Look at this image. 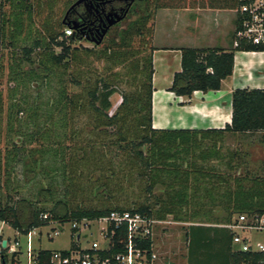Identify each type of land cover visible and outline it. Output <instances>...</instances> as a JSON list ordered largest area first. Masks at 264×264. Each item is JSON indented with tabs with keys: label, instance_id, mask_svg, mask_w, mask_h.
<instances>
[{
	"label": "trees",
	"instance_id": "obj_1",
	"mask_svg": "<svg viewBox=\"0 0 264 264\" xmlns=\"http://www.w3.org/2000/svg\"><path fill=\"white\" fill-rule=\"evenodd\" d=\"M42 2L49 9L51 0H0V8L8 5L10 9L8 16L0 11V40L12 47L6 61L8 80L14 84L10 92L22 93L23 89L31 88L32 82L39 86L42 81L45 85L52 79L57 81L55 94L46 99L44 111L39 90L34 103L28 102V96L19 95L6 109L9 133L18 132L12 129V124L23 112L28 116L29 127L22 131L19 143L10 141L3 153L0 149V190L7 182L2 181V176L13 172L19 162L25 178L38 177L48 183L36 189V200L28 195L11 200L9 194L2 196L0 192V220L20 234L50 221L91 219L112 209H133L159 219L171 216L176 221H187V207L198 198L199 187L192 180L201 177L220 182L217 188L221 190L209 187L205 192L208 197L215 196L225 211L222 224L230 222L233 214L264 213V177L247 180L203 165L217 156L226 169L235 168L231 160L237 158L236 151L232 156L228 150L220 155L211 151L224 132L259 131L264 145V88H235L231 94L230 124L221 129L152 126L155 11L188 7L234 10L240 0H135L130 12L140 10L137 17L119 29L109 30L99 44L94 43V48L72 45L82 38L79 31L82 20L73 17L64 22L50 20L47 12L43 36L35 38L29 46L19 45L23 22L32 21ZM63 28H70L71 33L66 35ZM55 47H59L58 52ZM249 50L264 51V47L243 42L229 49L182 47L180 70L173 74L168 90L177 96H190L195 90H216L232 72L234 52ZM33 51L39 56L38 67L43 75L32 68H22L23 63L34 64ZM3 59L0 53V136L4 112ZM119 68L125 69L124 74L118 72ZM123 80L130 89L121 92V101L110 111V96ZM204 140L210 141V147L202 146ZM94 173L97 175L93 177ZM57 175L64 182L61 197L54 181ZM135 180L147 195L157 185L163 191L152 201L146 196L135 204L121 205L116 193L126 188L124 182L129 185ZM95 188H101L102 192L96 195L93 204L90 195ZM47 201L51 207L41 205ZM45 213L47 217L43 218ZM185 235L187 264H239L246 256L231 250L232 234L226 227L190 224ZM50 252L39 247L36 263L46 264ZM16 255L8 257L7 249L2 247L0 264H17Z\"/></svg>",
	"mask_w": 264,
	"mask_h": 264
},
{
	"label": "rangeland",
	"instance_id": "obj_2",
	"mask_svg": "<svg viewBox=\"0 0 264 264\" xmlns=\"http://www.w3.org/2000/svg\"><path fill=\"white\" fill-rule=\"evenodd\" d=\"M76 0H51L49 9L43 4H40L35 9V12L33 13L32 21L28 22V20L25 21V24L23 22V28H22V34L19 37L18 44L19 45H31L32 41L37 38L41 37L44 34V21H46V13L48 12L50 16H48V19H57L59 21H65L66 16L65 13L70 7L72 3H74ZM0 11H4L5 15H9L10 9L7 6H3V8H0ZM140 13V10L134 9L132 12H129L126 16V18L120 22L114 29H119L120 27H123L127 25L128 22L133 20L137 17V15ZM10 17V16H9ZM45 19V20H44ZM66 28H63V31ZM29 31H32V33H29ZM66 34V32L64 31ZM73 46L77 47H88V48H94V42L86 39L85 37H82L78 41H75L72 43ZM101 45V44H100ZM12 47L9 46L5 41L1 42L0 40V53L4 56V63H5V70L4 75L2 77V84H1V91L4 99V112H3V121L1 124V136H0V149L3 153L5 149V145L9 144L10 141L17 142L23 138L22 131H25L27 129L28 119L27 114L23 112L19 117H17L12 124V129L17 130L18 132H12L9 133L8 128L6 127V109L8 105L15 102L14 99H19V95L28 96L27 100L29 103H34L35 97L38 95V90L40 91V106L42 107V111H44L45 108V101L46 99L53 94H55L56 87H57V81L56 78L52 79L47 83L41 82V84L38 86L36 82L31 83V88L26 90H22V93L19 91L10 92V88L12 89L14 84L10 83L8 80L7 75V69H6V61L8 52L12 51ZM96 49V48H95ZM55 52L59 51V47L54 48ZM18 53V56L21 57L22 53L20 52V49L16 50ZM36 52H38L36 50ZM237 52V51H235ZM37 54L35 51H33L31 57L34 58L35 62L33 65H29L28 63H23L22 68L27 70L29 68H32L39 72V74H44L42 69L39 66V63L37 61V58L39 56H36ZM264 56V55H263ZM257 58V57H256ZM95 67L97 65H94ZM254 72L259 76H263L264 74V63L258 64L255 62L254 66ZM117 71V70H116ZM118 72L120 74H124L125 69L119 68ZM9 89V90H8ZM130 89V86L124 82V80L117 84V87L115 91L110 96V102L112 104V111L118 103L121 101V92ZM33 101V102H32ZM83 118V117H82ZM43 123V118H41V124ZM259 133H242L237 136L238 143L230 141V138H224L222 141V147H221V153H226V151L232 147H237L236 153L237 158L233 159V165L235 168L233 170H228L226 167H224V163L220 164L218 161H215L214 158H211L208 161L203 162V165L206 167H214L216 169V172H226V174L230 173L232 175H237L239 177H246L247 180L252 179L253 177H264V146L259 142ZM203 147H210V141L204 140L202 141ZM28 147V146H27ZM215 147V146H214ZM216 148V147H215ZM215 148H211V151H215ZM198 163V162H197ZM200 163V162H199ZM13 172L10 171V174L7 176H2V181L6 180V184L4 185V188L0 190L2 196H5L7 194L10 195L11 200H16L19 197L22 196H30L32 197V200H36V197L34 195L36 189L39 186H42L48 183L47 179L42 180L38 177H34V179L25 178L23 175V167L21 163H16L13 167ZM215 171V170H214ZM213 171V172H214ZM212 172V173H213ZM214 172V173H216ZM97 174H92V176H96ZM216 175V174H214ZM226 177V175L224 174ZM41 180V181H40ZM39 181V182H38ZM57 195L59 197L62 196L64 191V182L60 178L59 175H57L54 178ZM140 182L138 180L133 181L129 185H126V182H124L125 189L120 192L116 193L118 202L123 204L132 205L136 202H140L144 200V197H148L150 201L154 199L155 196L162 193L163 188L159 185L155 186V188L152 191V194L147 195L143 191V186L139 184ZM192 183H196L198 185L199 189L196 192V196L198 197L197 200H191L189 203V206L187 207L189 220L187 221H176L173 220L171 216L166 217L169 222L166 224H162L160 227L157 228L156 233V240L158 244H160V254L163 258V261L165 264H187V238L185 235V231L187 229V226L190 224H209V225H216L221 226L222 225V219L225 217V211L221 208V206L218 204V200L215 198L208 197L206 195L205 189H208L209 187H218L220 186V182L216 181L215 178H208V177H201L198 178L196 181L192 180ZM248 183V181H246ZM217 185V186H215ZM15 187V189H11ZM218 190H221V188H217ZM215 191V190H214ZM102 192L101 188H95L94 191L91 193V203L96 202V195L100 194ZM41 205H44L45 207H51V202H43ZM236 214H233L231 219L235 217ZM54 223L50 222L46 225L36 227L35 233L32 235L31 238V245L34 250H37L39 247L43 249H65L68 248L70 245L73 244V235L72 230L70 229L69 222H64L62 225V230L58 234H53ZM48 233L50 235H48ZM9 237V242L13 243V239L17 236V238L20 241V248L19 253L17 255L18 261L17 264H25L26 262V255H25V236L23 234H16V231L11 228L10 226L4 227V235L3 237ZM261 234L259 233H252L253 239H256L260 237ZM94 239V235L89 236L88 240ZM8 257L10 256L9 252H7ZM16 264V263H15Z\"/></svg>",
	"mask_w": 264,
	"mask_h": 264
},
{
	"label": "crops",
	"instance_id": "obj_3",
	"mask_svg": "<svg viewBox=\"0 0 264 264\" xmlns=\"http://www.w3.org/2000/svg\"><path fill=\"white\" fill-rule=\"evenodd\" d=\"M235 21L236 14L232 9L188 7L159 8L155 11L152 38L154 128L221 129L230 124L231 94L235 88H264V74L259 76L254 72L255 62L264 63V51H237L234 52L232 72L221 81L218 89L195 90L190 96H177L168 90L173 74L180 70V49L231 48ZM255 133L261 135L259 131ZM240 134L224 132L221 140L215 144V153L220 155L224 138H230V141H236L237 144V136ZM259 142L263 145L260 139ZM236 148L229 149L231 156ZM214 159L221 164L217 156ZM6 226L0 228L2 241H9L8 236L3 237ZM155 241L160 251L156 236Z\"/></svg>",
	"mask_w": 264,
	"mask_h": 264
},
{
	"label": "built area",
	"instance_id": "obj_4",
	"mask_svg": "<svg viewBox=\"0 0 264 264\" xmlns=\"http://www.w3.org/2000/svg\"><path fill=\"white\" fill-rule=\"evenodd\" d=\"M240 1L234 9L236 25L231 46L238 47L243 42L264 47V0ZM64 31L66 35L71 33L70 28ZM42 217L46 218L47 214ZM50 222L54 223L53 234H58L63 223ZM167 222V218L159 219L133 209H112L99 217L69 221L73 244L65 249L51 250L46 264H165L155 235L157 228ZM5 224L0 220V228ZM221 226L229 229L232 234L231 250L246 254L239 264H264V213H237L230 222ZM35 229L23 234L26 237L25 264H37V250L31 245ZM252 233L261 236L253 239ZM16 234L20 233L16 231ZM91 235H94V239L88 240ZM2 247L11 255L18 254L21 246L16 236L13 243L5 240V246H2L0 237V249Z\"/></svg>",
	"mask_w": 264,
	"mask_h": 264
},
{
	"label": "flooded vegetation",
	"instance_id": "obj_5",
	"mask_svg": "<svg viewBox=\"0 0 264 264\" xmlns=\"http://www.w3.org/2000/svg\"><path fill=\"white\" fill-rule=\"evenodd\" d=\"M134 3L135 0H132L126 16L130 12ZM128 4L129 0H84L75 5L68 12L66 18L73 17L76 20H82L79 31L81 32L82 37L91 40L93 37L98 35V30H100L103 26V23L106 22V16L108 13L120 12L121 10L125 9ZM126 16L122 20L111 25L108 28L106 34L109 30L122 22Z\"/></svg>",
	"mask_w": 264,
	"mask_h": 264
},
{
	"label": "water",
	"instance_id": "obj_6",
	"mask_svg": "<svg viewBox=\"0 0 264 264\" xmlns=\"http://www.w3.org/2000/svg\"><path fill=\"white\" fill-rule=\"evenodd\" d=\"M82 1H84V0H76L74 3H72L70 5V7L68 8V10L66 11L65 16H67L68 12L75 5L79 4ZM131 1L132 0H129L128 6L125 9L121 10L120 12H110V13L107 14L106 22L103 23V26L101 27V29L98 30V35L91 39L94 43L99 44L102 41L103 37L105 36L108 28L111 25L115 24L116 22L122 20L126 16V13H127L128 9H129V6L131 5ZM74 28H77V24H74ZM2 246H5V240L2 241Z\"/></svg>",
	"mask_w": 264,
	"mask_h": 264
}]
</instances>
